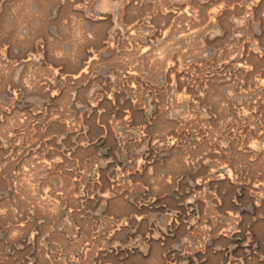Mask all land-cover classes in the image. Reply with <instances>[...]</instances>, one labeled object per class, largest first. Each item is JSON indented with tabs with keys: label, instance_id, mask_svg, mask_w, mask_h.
Instances as JSON below:
<instances>
[{
	"label": "rangeland",
	"instance_id": "374dc122",
	"mask_svg": "<svg viewBox=\"0 0 264 264\" xmlns=\"http://www.w3.org/2000/svg\"><path fill=\"white\" fill-rule=\"evenodd\" d=\"M0 264H264V0H0Z\"/></svg>",
	"mask_w": 264,
	"mask_h": 264
}]
</instances>
